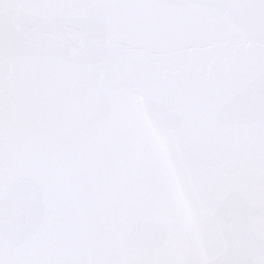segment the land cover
Listing matches in <instances>:
<instances>
[{
	"label": "snow or ice",
	"instance_id": "6c2138e0",
	"mask_svg": "<svg viewBox=\"0 0 264 264\" xmlns=\"http://www.w3.org/2000/svg\"><path fill=\"white\" fill-rule=\"evenodd\" d=\"M0 264H264V0H0Z\"/></svg>",
	"mask_w": 264,
	"mask_h": 264
}]
</instances>
